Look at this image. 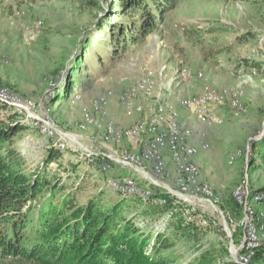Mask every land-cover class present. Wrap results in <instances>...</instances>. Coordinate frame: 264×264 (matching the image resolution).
<instances>
[{"label": "rangeland", "instance_id": "374dc122", "mask_svg": "<svg viewBox=\"0 0 264 264\" xmlns=\"http://www.w3.org/2000/svg\"><path fill=\"white\" fill-rule=\"evenodd\" d=\"M117 1L0 0V86L22 97L44 100L48 88L59 86L71 73L81 82L77 88L84 94L80 103H73L68 96L44 104L62 130L70 134V147L60 150L59 158L44 164L54 141L24 120L27 128L14 136L13 148L28 173L40 172L52 183L64 185L62 191L56 189V199L70 193L85 204L97 197L106 207L123 200L124 215L152 237L158 232H173L175 244L164 252L173 264H238L234 257L238 251L244 252L246 237L253 234L254 226L264 225V162L261 168L252 164L253 155L260 154L254 143L264 139V114L257 115L258 106L264 104V0H177L164 23L133 46L120 44L112 33L111 24L129 16ZM18 9L25 14L17 16ZM38 19H43L44 25L36 40L24 44L23 27ZM184 65L205 73V82L224 93V107L238 101L231 108L233 113L218 107L219 120L211 125L186 113L195 130L190 142L199 147L195 158L201 181L211 185L216 197L214 204L198 202L192 220L183 216L182 204L172 213L138 197L123 198L110 188L107 180L115 176L118 166L103 171L90 162L83 147L97 152L117 149V154L121 148L102 142V129L79 127L82 105L109 88L116 93L109 120L114 121L113 116L119 123L133 124L138 115L127 114L121 94L147 68L160 70L165 66L167 77L160 81L165 95L166 80L175 77ZM203 82L174 83L170 97L199 94ZM203 133L211 143L208 150L199 145ZM166 169L165 181L172 184L177 172L170 156ZM47 195L43 193L40 202ZM240 195L244 207L235 214L234 200ZM204 215L209 218L208 226L199 223Z\"/></svg>", "mask_w": 264, "mask_h": 264}, {"label": "trees", "instance_id": "16d2710c", "mask_svg": "<svg viewBox=\"0 0 264 264\" xmlns=\"http://www.w3.org/2000/svg\"><path fill=\"white\" fill-rule=\"evenodd\" d=\"M176 1L118 0L117 6L124 8L123 13L129 16L111 24L117 42L125 46L142 42L164 23ZM239 40L246 41L245 38ZM77 85L82 84L75 75H65L54 93L48 86L46 102L66 99ZM221 108L232 112V106L222 105ZM260 114H264L262 104L257 108V115ZM25 128L23 118L0 101V264H173L164 252L174 246L171 237L174 233L158 232L152 237L133 218L124 215L123 200L106 207L97 197L88 199L85 204L78 203L70 193L56 199V189L59 187L62 191L64 185L52 183L40 172L28 173L13 148L14 136ZM254 144L260 154L253 155L252 164L261 168L264 139ZM60 150L51 145L44 164L59 158ZM90 162L101 168L103 161L92 155ZM43 193L48 195L40 202ZM161 196L166 197L167 202L155 205L172 213L179 207L168 194L161 193ZM243 207V202L234 200L235 214ZM178 224L184 225L182 221ZM254 227L258 243L252 252L245 249L246 244L243 246L242 250L250 253L245 264H264V232L261 225Z\"/></svg>", "mask_w": 264, "mask_h": 264}, {"label": "built area", "instance_id": "2783aa9c", "mask_svg": "<svg viewBox=\"0 0 264 264\" xmlns=\"http://www.w3.org/2000/svg\"><path fill=\"white\" fill-rule=\"evenodd\" d=\"M15 13L17 16H23L25 10L18 9ZM43 25V19L26 24L22 31L23 43L30 44L35 41ZM166 69L165 66L160 70L147 68L128 86L125 93L121 94L120 99L127 114L138 115L136 122L128 126H117L114 121L109 120L111 100L116 96L115 91L109 88L102 95L82 105V120L79 127L83 130L92 126L100 128L102 130L99 138L102 142L112 143L121 148L117 154L119 151L117 149L97 152L83 147L87 155H94L103 161L101 164L103 171L119 166L139 173L109 177L107 184L110 188L123 198L138 197L154 204H165L167 198L161 196V193H166L177 203L184 205L183 216L187 220H192L199 207L198 202L214 204L216 197L211 185L201 181V169L195 158L199 153V147L190 142L195 130L190 124L183 123L178 108L183 107L199 122L211 125L219 120L216 110L224 104L225 96L223 92H218L205 82V73L201 69H193L188 65L178 69L175 77L166 80L164 87L167 93L164 95L160 81L166 79ZM194 79L204 81L199 94L182 95L174 102L169 98L173 94L174 83L188 84ZM56 87L57 85L51 87L52 93ZM69 98L73 103H80L84 94L75 88ZM0 101L12 107L26 123L38 127L52 138L54 141L52 145L61 150L70 147V134L62 130L50 109L44 107L46 99L22 97L7 87L0 86ZM237 102L235 99L232 106H237ZM201 135L204 136L199 140V145L203 150H208L211 143L204 133ZM168 156L172 159L177 172L172 184L165 181L168 175L166 169ZM148 168L152 169L151 172ZM240 188L237 189L238 193ZM238 200L243 202L242 195L238 196ZM199 223L203 226L210 225L209 218L205 215L200 218ZM262 230L264 232V225ZM256 241L258 238L254 231L244 243L246 250L252 252L257 245ZM249 254L238 251L235 255L238 264H245L249 260Z\"/></svg>", "mask_w": 264, "mask_h": 264}, {"label": "crops", "instance_id": "0c3cea01", "mask_svg": "<svg viewBox=\"0 0 264 264\" xmlns=\"http://www.w3.org/2000/svg\"><path fill=\"white\" fill-rule=\"evenodd\" d=\"M169 98L174 100V101L177 100L176 98H175L176 100L174 98H172V97H169ZM186 113L188 114V112L181 110L182 120H183L184 124L185 123H189V121L185 117ZM112 118H113L115 124H118L119 126H127V125H129V124L126 125V123H128V121L124 122V123H119V121H118L119 119L117 120V118L116 117L114 118L113 116H112ZM130 171H131L130 169L127 170L126 168H122V167L118 166V167L115 168V176H118V175L121 176L122 175L121 177H123V176H127V175H132V173Z\"/></svg>", "mask_w": 264, "mask_h": 264}, {"label": "bare ground", "instance_id": "6f19581e", "mask_svg": "<svg viewBox=\"0 0 264 264\" xmlns=\"http://www.w3.org/2000/svg\"><path fill=\"white\" fill-rule=\"evenodd\" d=\"M74 91H75V89H74ZM42 97V96H41ZM39 100H42V98L40 99V97H39ZM259 134H261V132L259 133ZM260 136V135H259Z\"/></svg>", "mask_w": 264, "mask_h": 264}]
</instances>
